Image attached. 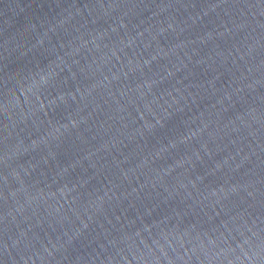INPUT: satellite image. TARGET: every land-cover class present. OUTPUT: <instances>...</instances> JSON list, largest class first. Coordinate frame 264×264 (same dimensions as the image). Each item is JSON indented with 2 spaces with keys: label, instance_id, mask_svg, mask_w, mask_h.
Returning <instances> with one entry per match:
<instances>
[{
  "label": "water",
  "instance_id": "water-1",
  "mask_svg": "<svg viewBox=\"0 0 264 264\" xmlns=\"http://www.w3.org/2000/svg\"><path fill=\"white\" fill-rule=\"evenodd\" d=\"M0 264H264V0H0Z\"/></svg>",
  "mask_w": 264,
  "mask_h": 264
}]
</instances>
